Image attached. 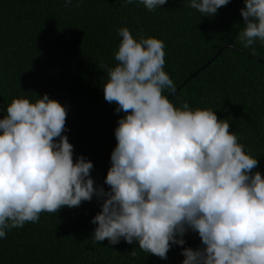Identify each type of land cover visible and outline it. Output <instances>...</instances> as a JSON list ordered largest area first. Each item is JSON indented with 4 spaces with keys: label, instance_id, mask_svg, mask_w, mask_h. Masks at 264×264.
Masks as SVG:
<instances>
[{
    "label": "clouds",
    "instance_id": "9594fccd",
    "mask_svg": "<svg viewBox=\"0 0 264 264\" xmlns=\"http://www.w3.org/2000/svg\"><path fill=\"white\" fill-rule=\"evenodd\" d=\"M139 2L151 11L167 0ZM71 3L65 0L66 7ZM228 3L190 0V7L211 17ZM240 12L244 47L264 42V0H245ZM119 35L118 63L98 66L108 77L105 100L126 114L115 129L109 190L94 186L90 160H73L63 104L47 93L35 102L14 98L0 119V238L37 222L42 212L78 207L95 195L103 203L92 219L94 242L124 238L167 259L192 230L203 247L184 248L182 264H264V176L253 172L257 158L213 109L193 110L186 101L178 108L164 95L175 84L164 70L161 39L137 40L127 27Z\"/></svg>",
    "mask_w": 264,
    "mask_h": 264
},
{
    "label": "trees",
    "instance_id": "16d2710c",
    "mask_svg": "<svg viewBox=\"0 0 264 264\" xmlns=\"http://www.w3.org/2000/svg\"><path fill=\"white\" fill-rule=\"evenodd\" d=\"M245 0H229L211 17L190 7V0H167L149 11L133 0H0V119L14 98L35 102L45 93L67 109L63 135L73 145V160L84 156L94 167V186L105 191L115 129L126 114L104 98L107 73L114 67L129 28L139 40L164 42V70L175 91L164 95L176 107L213 109L219 119L257 158L253 172L264 176V42L244 47L240 9ZM103 200L93 196L80 206L42 212L37 222L6 230L0 238V264H182L183 249L203 247L188 230L184 245L173 244L167 259L121 238L94 242L93 217ZM135 250L138 255L131 257Z\"/></svg>",
    "mask_w": 264,
    "mask_h": 264
}]
</instances>
